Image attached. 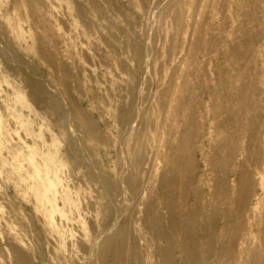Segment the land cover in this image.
Returning a JSON list of instances; mask_svg holds the SVG:
<instances>
[{
	"label": "bare ground",
	"instance_id": "6f19581e",
	"mask_svg": "<svg viewBox=\"0 0 264 264\" xmlns=\"http://www.w3.org/2000/svg\"><path fill=\"white\" fill-rule=\"evenodd\" d=\"M0 264H264V0H0Z\"/></svg>",
	"mask_w": 264,
	"mask_h": 264
},
{
	"label": "rangeland",
	"instance_id": "374dc122",
	"mask_svg": "<svg viewBox=\"0 0 264 264\" xmlns=\"http://www.w3.org/2000/svg\"><path fill=\"white\" fill-rule=\"evenodd\" d=\"M161 53L164 52V50L160 51Z\"/></svg>",
	"mask_w": 264,
	"mask_h": 264
}]
</instances>
